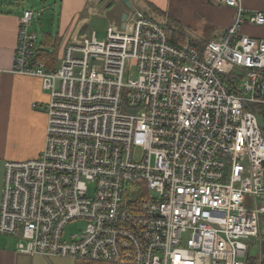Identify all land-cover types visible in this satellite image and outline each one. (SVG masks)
<instances>
[{"label": "built area", "instance_id": "obj_1", "mask_svg": "<svg viewBox=\"0 0 264 264\" xmlns=\"http://www.w3.org/2000/svg\"><path fill=\"white\" fill-rule=\"evenodd\" d=\"M213 2L235 9L220 36L176 45L161 22L128 9L104 40L72 35L54 70L37 58L35 11H22L12 71L41 78L50 99L41 153L5 163L0 233L18 237V251L248 264L264 215V38L242 25H263L264 13ZM78 218L86 228L64 240Z\"/></svg>", "mask_w": 264, "mask_h": 264}, {"label": "crops", "instance_id": "obj_2", "mask_svg": "<svg viewBox=\"0 0 264 264\" xmlns=\"http://www.w3.org/2000/svg\"><path fill=\"white\" fill-rule=\"evenodd\" d=\"M134 8V0H130ZM148 9L164 24L172 21L183 26L187 39L204 41L220 36L232 23L235 9L216 4L213 0H146ZM247 11H262L264 0H241ZM126 7L121 0H62L57 32L43 31L38 44L56 49L58 67L64 49L72 35L87 32L91 13L106 12L110 21H121ZM12 4L0 2V207L6 161H25L38 157L44 148L48 122L46 105L50 95L42 80L36 76L12 71L16 52L19 17L26 7L14 9ZM141 10V9H140ZM101 15V18H105ZM183 24V25H182ZM242 32L264 38V24L245 21ZM207 36V38H206ZM55 45L53 48L52 46ZM261 237L250 241L248 264H264V215L260 218ZM18 237L0 233V264H82L78 260L58 256L31 255L17 250Z\"/></svg>", "mask_w": 264, "mask_h": 264}, {"label": "rangeland", "instance_id": "obj_3", "mask_svg": "<svg viewBox=\"0 0 264 264\" xmlns=\"http://www.w3.org/2000/svg\"><path fill=\"white\" fill-rule=\"evenodd\" d=\"M3 1L4 3L12 4L15 8L14 9H20L22 7L26 8H33L35 11V15L33 18V22L31 24V29L38 32L39 35L43 31H52L54 33L57 32V23H58V15L61 8L62 0H0V2ZM134 6H136L137 9H141L148 15H151L155 18H157L156 14L152 13L148 9V3L146 0H134ZM128 9L127 7L120 6V9L118 12L123 11L126 12ZM91 22L88 25V29L86 30H93L97 34V38L99 40H104L106 38V31L107 27L110 23V18L105 17L101 18V15L98 13V11H95L91 13ZM119 22V19H118ZM183 25V24H182ZM183 28L184 25L182 26ZM207 38V36H206ZM136 73L132 74V77H135ZM134 156L136 159L140 158L141 156V150L136 149L134 152ZM90 185V191L93 190V185ZM251 201H248V205H250ZM88 224V221L86 219H73L69 221L64 230V240L69 241L71 240L72 234L79 233L83 231ZM93 264H109V263H93Z\"/></svg>", "mask_w": 264, "mask_h": 264}, {"label": "trees", "instance_id": "obj_4", "mask_svg": "<svg viewBox=\"0 0 264 264\" xmlns=\"http://www.w3.org/2000/svg\"><path fill=\"white\" fill-rule=\"evenodd\" d=\"M153 18H155V17H153ZM155 19L159 21V19H157V18H155ZM172 23H173L172 26H170V24H164V23H162V25L166 29L169 41L176 44V45H181L185 42V39H186V37H188V34L186 33L185 29L181 25L177 24V22L172 21ZM205 41H207V40L201 41L200 43H203ZM193 42L194 43L196 42L199 44V41L194 40ZM54 46L55 45H53L52 48ZM36 52H37V58L42 60L45 63L48 70L56 69L57 52H56L55 48L54 49H47V48L45 49L42 47V44L41 45L38 44ZM226 85L228 88H231L229 85V82L227 80H226ZM257 109H259L261 111L262 115L264 116V107H258ZM263 131H264V129H263ZM80 262L82 264L99 263V262H83V261H80Z\"/></svg>", "mask_w": 264, "mask_h": 264}, {"label": "water", "instance_id": "obj_5", "mask_svg": "<svg viewBox=\"0 0 264 264\" xmlns=\"http://www.w3.org/2000/svg\"><path fill=\"white\" fill-rule=\"evenodd\" d=\"M121 1L124 3L127 9H130V10L134 9L130 0H121ZM126 19H127V11L124 12L121 17L122 27H125ZM133 112H135V110H133ZM257 117H258L259 125L262 127V129H264V116L260 112H258ZM20 231H22V227L20 228Z\"/></svg>", "mask_w": 264, "mask_h": 264}]
</instances>
